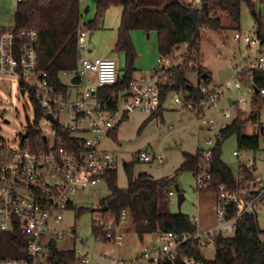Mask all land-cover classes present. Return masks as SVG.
Segmentation results:
<instances>
[{"label": "built area", "instance_id": "1", "mask_svg": "<svg viewBox=\"0 0 264 264\" xmlns=\"http://www.w3.org/2000/svg\"><path fill=\"white\" fill-rule=\"evenodd\" d=\"M19 2L22 0H17ZM201 31L205 32L206 28ZM233 33L232 41L237 46L244 45L245 49L242 52L238 47L232 53L230 76L224 83L215 84L212 78L201 77L195 99L174 91L168 93L165 100L171 110L190 113L203 128L214 132L215 141L207 140L206 148L196 151L198 166L193 176L198 193L212 190L213 150L237 117L250 118L247 131L259 140L264 134V86L255 85L256 79H264V35L260 36L256 22L252 33ZM89 36V31L80 23L76 32V67L61 73L69 78L70 86L82 87L76 98H72L66 86L65 93L57 91L47 73L38 70L35 31L15 30L13 26L0 29V76L15 78L22 94L30 92L36 123L46 119L51 134L49 139L46 131L30 128L20 137L17 149L0 147V233L18 232L24 238L22 244L14 247L19 257H0V264H55L54 253L68 251L74 253L75 264H89L88 252L74 228H63V213L74 210L71 205L74 206L75 194L101 181L103 174L115 171L117 152L104 149L102 143L111 137L122 119L134 112L156 113L164 104H161L159 86L172 79L169 71L183 65L189 54L192 58L187 63L189 69L196 68L199 62L200 52L189 51L190 45L183 43L170 55L157 59V69L148 80L134 79L124 93L117 97L112 93L100 99L101 89L116 84L118 69L112 59L87 56ZM75 76L80 78L79 84L71 82ZM242 90L248 92V97H231ZM222 100L226 102V110L220 111L223 122L216 124L213 114ZM35 105L39 107V116ZM30 133L39 135L36 144ZM232 155L236 159L235 187L223 184L216 188L212 227L197 229L193 234L154 233L150 244L142 246L133 257H99L98 261L103 264H178L179 251L187 243L195 242L202 251L213 250L215 239L233 236L237 223L245 216L253 215L259 222L264 202V168L260 172L261 161L256 153L237 149ZM133 158L144 164L155 160L159 166L164 162L162 157H152L145 151L134 153ZM168 195L173 196V193ZM127 216V211H121L117 225L98 219L94 227L103 229L106 235L104 238L94 235L95 242L122 246L125 234L120 232V224ZM191 222L196 225L197 220L192 218ZM65 240H70L74 246L69 250L58 249ZM181 263L194 264V261L183 259Z\"/></svg>", "mask_w": 264, "mask_h": 264}, {"label": "trees", "instance_id": "2", "mask_svg": "<svg viewBox=\"0 0 264 264\" xmlns=\"http://www.w3.org/2000/svg\"><path fill=\"white\" fill-rule=\"evenodd\" d=\"M95 4L94 17L82 26L87 31L98 30L106 11L111 7L121 8L119 26L116 32L115 53L123 54L125 68L122 77L117 76V82L111 87L101 89L100 99H106L109 94L124 93L134 80L133 74L136 53L130 39L131 31H141L145 35L156 33L159 55L168 56L175 47L188 43L190 49L200 52V37L207 31L222 33L238 31L242 6L251 8L252 0H199L193 3L188 0H91ZM264 4V0H258ZM80 0H27L17 3L13 15L15 30H33L38 37V70L45 71L50 84L59 92L65 93L66 87L60 81V74L74 70L76 67V32L80 25ZM254 14V13H253ZM225 17V21L224 18ZM255 17L260 36L264 35V20ZM206 28L205 32L201 29ZM192 60L190 54L183 65L170 70L172 79L160 88V99L163 104L170 92L187 93L189 98L197 96L196 87L186 79L188 73L195 72L198 81L205 76H211L199 63L194 69H189L187 63ZM256 87L264 86V79L255 80ZM33 99V97H32ZM258 99H260L258 97ZM34 100V99H33ZM258 101V100H257ZM256 101V102H257ZM37 116L39 107L35 105ZM161 108L152 118L162 122ZM126 120V116L122 119ZM121 121V122H122ZM250 118L237 117L230 127L223 132V140L218 143L212 154L213 188L215 192L219 185L227 184L235 187V178L230 169L221 160V145L223 141L236 136L237 149L246 153H257L260 150L259 138L247 131ZM116 129L111 138L116 139ZM33 143L40 137L30 133ZM29 136V134H28ZM184 162L175 171L174 177L181 173L195 174L198 157L183 154ZM127 178L126 189L116 185L115 172L101 176L106 184L108 197L102 202L107 211L101 218L105 223L117 225L120 213H128L134 231L140 240L145 235L154 233L193 234L197 227L191 219L183 214H170L167 210L166 188L172 178L152 180L146 174L136 178L132 173V164H124ZM71 208L75 209L71 205ZM78 212L82 209H78ZM93 235L104 238L106 233L101 228L92 229ZM24 238L18 233H0V257H19L14 247L22 244ZM104 241V239H103ZM213 259L208 260L195 242H189L179 251L178 264L183 259H191L194 264H264V228H261L253 215H247L237 223L235 233L231 237L218 236L214 242ZM55 264H75L72 251L54 253Z\"/></svg>", "mask_w": 264, "mask_h": 264}, {"label": "rangeland", "instance_id": "3", "mask_svg": "<svg viewBox=\"0 0 264 264\" xmlns=\"http://www.w3.org/2000/svg\"><path fill=\"white\" fill-rule=\"evenodd\" d=\"M27 1V0H22ZM17 5V0H0V29L13 26V15ZM117 7L109 8L98 30L89 31L92 33L88 38L87 56L94 58H108L114 60L118 69L119 76L122 77L125 68L123 54L115 53L112 49V42L116 38V29L119 24V14ZM121 9V8H120ZM79 10L81 14L80 23L90 21L94 17L95 4L91 0L80 1ZM254 13V14H253ZM264 20V4L258 0L252 1L251 8L242 6L239 32L241 34L252 33L255 28V17ZM224 21H225V17ZM117 26V27H115ZM232 31L222 33L207 31L200 37L199 64L209 73L211 80L215 84L224 83L230 76L229 60L232 53L239 49L243 52L245 47L240 44L237 46L232 41ZM114 39L112 41V38ZM130 39L133 44L136 59L134 61L135 72L133 79L144 78L148 80L154 70L157 69V59L160 55L157 50L156 33H150L148 37L141 31H131ZM225 41V42H224ZM224 42V44H223ZM223 44V45H222ZM183 51L181 48L180 52ZM180 54V53H179ZM178 54V56H179ZM185 62V61H184ZM184 64V63H183ZM61 82L68 86V77L60 75ZM186 79L192 86L196 87L198 77L195 72L186 75ZM81 91L82 87H75ZM248 97L246 90L232 94L233 99L238 97ZM226 110V102L220 101L217 105V112L213 114L216 124L223 122L221 112ZM180 113L186 111L179 110ZM177 113V112H176ZM163 122L160 119L149 117L143 112H134L127 115V119L117 125L116 139L111 137L102 143L104 149H111L117 152L118 162L115 169L116 185L119 189H126L127 178L124 172V164H132V173L136 178L140 173L152 176L155 180L172 178L166 188V192L171 191L173 196L166 193L167 210L170 214H183L191 218L198 217L199 227L206 228L215 222V193H198L195 191V178L191 173L185 172L174 177L182 161V150L189 144L194 143V138L198 142L199 148H206V141H215L214 132L203 128L199 121L187 119L186 114L175 115V112L167 114ZM4 121H7L5 123ZM168 125L173 130L167 133ZM30 128H38L46 131L50 137L49 123L46 119H41L36 123L34 107L30 92L27 90L21 93L19 82L15 78L0 76V147L17 149L20 137ZM260 146L256 154L261 161L260 172L264 168V134L260 136ZM138 150L148 152L151 156H160L164 162L160 166L154 160L150 164L139 163L134 160L133 155ZM237 150L236 136L232 135L221 145V160L230 169L233 175L236 174V159L232 152ZM175 186L178 187L176 191ZM182 194L184 201L180 208L177 207V195ZM106 184L101 180L89 186L84 192H78L72 197L74 210L63 213V228L73 227L76 235L82 240V246L88 252L89 264H103L98 261L99 257L131 258L144 245H149L153 239V234H148L142 240L134 231V226L127 216L126 220L120 224V232L125 234L122 246L100 244L95 242L92 229L94 224L101 218L102 214L94 210L102 206V202L108 197ZM263 210L260 214L259 225L264 228V202ZM82 209L78 212L77 210ZM70 240H65L58 245V249L69 250L73 247ZM78 249L79 244L75 245ZM206 259H213L212 249L203 250Z\"/></svg>", "mask_w": 264, "mask_h": 264}, {"label": "crops", "instance_id": "4", "mask_svg": "<svg viewBox=\"0 0 264 264\" xmlns=\"http://www.w3.org/2000/svg\"><path fill=\"white\" fill-rule=\"evenodd\" d=\"M253 1V0H252ZM118 8V7H117ZM118 14H119V22H120V16H121V9L119 8L118 9ZM118 26H119V24H118ZM115 27H117V26H115ZM118 28V27H117ZM117 28H115L116 29V31H114V32H117ZM91 35H92V33H90ZM148 36H149V34H148ZM148 36H146V37H148ZM91 36H89V38H90ZM113 39H114V36H113V38H112V41H113ZM115 42H116V38L114 39V41L112 42L113 44H112V49L114 48V45H115ZM89 53H90V50H89ZM89 58H91L90 56H89ZM94 58H98V57H94ZM100 58V57H99ZM61 75V74H60ZM118 75H119V73H118ZM67 87V92L70 94V96L72 97V98H76V96L79 94V90H77L75 87H73V86H70V85H68V86H66ZM167 103H168V100L166 101V102H164V104L162 105V111L160 112V114L159 115H161V117H162V120H163V122H164V120H165V116H168L167 114H170V113H172V112H175V115L176 114H178V115H181V114H186L185 116H188L187 117V119L190 121L191 119H194L193 118V116L190 114V113H188V112H185V113H180V111L179 110H171L168 106H167ZM177 112V113H176ZM149 117H151V115H149ZM126 119H127V116H126ZM156 119H158V118H156ZM195 120V119H194ZM173 130V128H172V126H170V125H168V127H167V133H170L171 131ZM195 140H194V143L193 144H191L190 146H189V144H188V146L186 147V148H184L182 151V161L180 162V164H179V166H178V168L181 166V164L184 162V158H183V154H188V155H195V153H196V151L198 150V148H199V145H198V142L196 141V138H194ZM109 149V148H108ZM112 149V148H111ZM138 151H142V150H138ZM137 151V152H138ZM147 154H149L148 152H146ZM150 155V154H149ZM151 156V155H150ZM152 157H154V156H152ZM157 157V156H156ZM159 166V165H158ZM140 174H145V172H143V173H140ZM192 176H193V174H192ZM150 177V179H152V180H155L152 176H149ZM192 219V218H191ZM196 220H197V222H196V227H197V229H199V230H206V229H208V228H210V227H212L213 225H211V226H209V227H206V228H200L199 227V219H198V217H196L195 218Z\"/></svg>", "mask_w": 264, "mask_h": 264}, {"label": "water", "instance_id": "5", "mask_svg": "<svg viewBox=\"0 0 264 264\" xmlns=\"http://www.w3.org/2000/svg\"><path fill=\"white\" fill-rule=\"evenodd\" d=\"M194 1L198 2L199 0H194ZM90 36H91V34H90ZM146 36H148V35H146ZM205 78L206 77L203 76V79H205ZM71 82L74 83V84H79L80 78L78 76H75V77H73L71 79ZM21 93H23V92H21ZM229 103L231 104V101H229ZM4 122L7 123V121H4ZM175 189H176V191H178V187L177 186H175ZM183 201H184L183 195L182 194H178L177 195V207H178V209L180 208V206L183 203ZM94 211L97 212V213L102 214V213L107 211V207H105V206L99 207V208L95 209Z\"/></svg>", "mask_w": 264, "mask_h": 264}]
</instances>
